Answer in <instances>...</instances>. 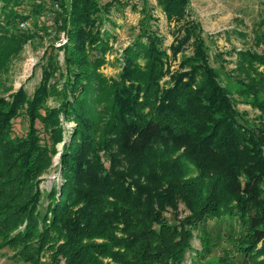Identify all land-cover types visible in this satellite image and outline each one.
Returning a JSON list of instances; mask_svg holds the SVG:
<instances>
[{"label":"trees","instance_id":"16d2710c","mask_svg":"<svg viewBox=\"0 0 264 264\" xmlns=\"http://www.w3.org/2000/svg\"><path fill=\"white\" fill-rule=\"evenodd\" d=\"M156 3L182 32L170 55L148 0H0V86L24 46L45 36L65 65L51 57L32 96L23 86L0 94V249L30 264L47 254L54 264H183L199 228V257L224 245L207 264H264V54L237 53L240 95L259 112L247 122L210 65L190 1ZM127 7L140 16L138 33L108 78L107 24ZM61 33L67 43L56 48ZM186 45L192 55L172 70ZM53 97L61 101L50 108ZM61 118L74 124L69 140ZM60 143L61 191L50 189L40 219L39 177ZM179 204L188 214L172 226L164 213ZM226 218L237 226L217 242L205 224Z\"/></svg>","mask_w":264,"mask_h":264},{"label":"rangeland","instance_id":"374dc122","mask_svg":"<svg viewBox=\"0 0 264 264\" xmlns=\"http://www.w3.org/2000/svg\"><path fill=\"white\" fill-rule=\"evenodd\" d=\"M151 11L156 20L151 22V28L161 37L164 49H167L170 55L169 47L177 36H182V32L178 33L177 25L169 23L161 9L157 6L156 0H148ZM190 10L192 15L189 19L197 21L203 30V39L207 48L210 65L214 68L219 76L220 84L230 93L236 109L242 116V119L250 122L257 120L259 112L251 107L252 98L243 97L240 95L243 86L238 83V68L236 62L240 59L237 57L238 52H255L258 55L264 54V0H189ZM140 16L131 11L129 7L122 12L113 10L111 20L112 25L107 24V28L115 35V39L111 40V50L105 55L106 64L100 68L101 73L108 77L114 78L120 71V65L115 59L120 57L121 52L127 47L138 33V20ZM28 25V24H27ZM22 28L23 30L28 29ZM44 36V35H43ZM41 36V37H43ZM261 43L258 44V40ZM67 43V38L64 33L59 35L58 40L53 42L54 46H64ZM51 41L45 36L43 41L39 39L35 42H30L24 46V49L19 57L14 59L9 67L8 73L2 79L0 86V94L6 99L10 95L15 94L22 86L26 90L28 96H32L39 83L42 81L43 68L48 66L49 59L52 57L64 71V53H57L56 50H51ZM192 48L189 45L183 47L182 52L177 55V61L174 63L172 70L177 69L179 61L184 56H191ZM93 56H99L95 52ZM263 68L260 67L261 71ZM169 76H165L160 82L163 85ZM54 81V80H53ZM62 79L58 80V89L62 86ZM8 88V89H7ZM5 90H8L5 92ZM61 99L51 98L47 101V106L50 108L58 107ZM63 127L68 131L66 138L70 139L74 124L63 121ZM26 120L21 117L13 122V132L16 135L25 133ZM41 128V125L38 124ZM40 136L47 140L48 136L40 130ZM63 144L57 145V153L53 157L51 167L39 177V188L43 194L40 203V219L45 215V209L49 203L46 196L50 189L60 185L62 178L60 175V157L63 149ZM100 156H103L102 154ZM105 165L109 163L106 159H102ZM59 195V194H58ZM188 214L183 204H179L178 210H168L164 213V217L168 224L174 226L179 223L181 218ZM237 226L236 220L222 221L211 220L206 222L205 227L208 228L210 237L215 241L220 242L221 237L231 231V228ZM192 247L195 250L193 253L188 252L185 256L183 264H207L208 261L216 259L221 254V249L224 245L211 249V253L207 259H202L197 255L201 251L200 229L193 232ZM1 242V240H0ZM0 264H30L22 261L16 256V251L12 248L0 249ZM39 264H54L49 262L48 254L42 257ZM59 264H63L61 261Z\"/></svg>","mask_w":264,"mask_h":264},{"label":"built area","instance_id":"2783aa9c","mask_svg":"<svg viewBox=\"0 0 264 264\" xmlns=\"http://www.w3.org/2000/svg\"><path fill=\"white\" fill-rule=\"evenodd\" d=\"M132 1H133L134 3H135V2H136V3L139 2V0H132ZM27 26H28V25H27L26 23H22V24H20V27H21V28H27Z\"/></svg>","mask_w":264,"mask_h":264}]
</instances>
